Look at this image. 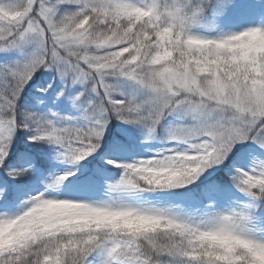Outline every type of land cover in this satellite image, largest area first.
<instances>
[{
    "label": "snow or ice",
    "instance_id": "obj_1",
    "mask_svg": "<svg viewBox=\"0 0 264 264\" xmlns=\"http://www.w3.org/2000/svg\"><path fill=\"white\" fill-rule=\"evenodd\" d=\"M228 2L220 0L222 6ZM66 5L72 10L62 12L61 8ZM133 8H140L150 15L138 18L132 25V31L125 35L117 29V22L123 20L127 23V13ZM204 11L203 2L193 6L189 0L140 3L130 0H23L18 8L0 6V53L20 50L26 44L34 47L24 63L0 65V165L8 155L12 136L18 128L32 133L28 137L30 143L46 141L58 146L66 158L79 161L99 147L109 113L125 124L143 125L149 137L166 115L177 113L181 118L188 117L195 122L189 128L177 127L169 135L170 141L187 146L181 159L195 157L191 163L198 165L191 178L170 187L191 183L209 167L223 164L237 145L252 143L264 151V96L250 94L247 101H241L238 94H234L210 101L206 96L197 97L181 91L164 81L163 73L157 70L159 61L148 50L154 41L159 44L156 36L161 26L171 28L174 39L186 40L191 35L190 26L198 23ZM158 17L167 23L161 25ZM85 20L87 23L78 27ZM89 25L104 29L95 44L86 39L92 30ZM114 30L121 39L120 43L106 39L113 35ZM259 30L264 32V28ZM145 35L151 39L146 40ZM125 49L129 51H123ZM184 56L192 59L189 51H185ZM49 70L55 71L66 83L89 85L87 91L96 99L89 101L85 109L83 119L88 122L87 126L59 127L33 113L23 114L22 122H18L17 100L20 94L38 71ZM111 76L134 82L146 93L145 98L142 101L115 99V90L107 82ZM37 91L43 92L44 89ZM82 95L73 99L74 106ZM175 153L169 151L159 159L122 165L123 175L111 190L143 191L168 187L156 184L162 176L154 177L147 169L170 168L176 159ZM20 174L17 170L8 172L13 178ZM232 181L235 188L252 202L264 201V161L248 171L237 169ZM8 198L7 195L4 197L5 200ZM80 205L90 209L105 207ZM117 210L132 211L124 206ZM153 214L173 223L182 221L165 211ZM227 215L246 228L252 225L253 216L248 207ZM14 217L0 216V220ZM249 238L264 243L257 240L253 232L249 233ZM190 251L175 234L163 238L157 234L136 240L118 230L99 228L86 233L73 251H37L34 246L0 253V264H43L45 255L58 256L60 264H90L89 257L94 254L102 255L103 264H154V261L165 257L171 264H199V261L191 260L187 254Z\"/></svg>",
    "mask_w": 264,
    "mask_h": 264
},
{
    "label": "clouds",
    "instance_id": "obj_2",
    "mask_svg": "<svg viewBox=\"0 0 264 264\" xmlns=\"http://www.w3.org/2000/svg\"><path fill=\"white\" fill-rule=\"evenodd\" d=\"M201 2L205 4V10L211 4V0H189L193 6ZM149 15L140 8H133L127 13V23L123 20L117 22V29L126 35L132 31V25L138 18ZM157 19L161 25L167 23L159 17ZM86 23L87 20L78 27ZM89 28L92 30L86 39L95 44L104 29L92 25ZM259 28H248L234 35L216 38L191 34L186 40H180L173 38L171 28L161 26L156 36L159 44L154 41L148 50L159 61L157 70L163 73L164 81L179 90L197 97L206 96L210 101L234 94H238L241 101H247L250 94L264 96V32ZM106 39L112 43L121 42L116 30ZM145 39L151 37L145 35ZM165 44L167 47H164ZM185 51L191 52L192 59H186ZM175 156L170 168L147 169L154 177L162 176L156 184L170 187L191 178L198 168V165L191 163L195 157L181 159L182 152H176ZM154 189L146 188L143 191ZM104 206L90 209L68 200L33 197L26 210L19 215L0 220V253L34 246L37 251H73L86 233L105 228L118 230L122 235L136 240L157 234L162 238L175 234L191 250L187 253L191 260L199 261V264H264V243L249 238L253 228L237 223L227 213H214L201 221L173 223L170 219L153 214L162 211L136 210L128 206L124 207L132 211H118L121 206ZM43 264H60V259L45 255ZM154 264L171 262L160 259Z\"/></svg>",
    "mask_w": 264,
    "mask_h": 264
},
{
    "label": "trees",
    "instance_id": "obj_3",
    "mask_svg": "<svg viewBox=\"0 0 264 264\" xmlns=\"http://www.w3.org/2000/svg\"><path fill=\"white\" fill-rule=\"evenodd\" d=\"M216 0L206 8L201 18L212 15ZM255 8L238 9L237 18L245 17L242 22L237 20V25L232 22H218L216 29L212 31H193L192 35L206 38H216L225 35L236 34L248 28H264V0ZM132 3L149 2L147 0H132ZM1 6V5H0ZM71 6H64L61 11H71ZM32 51L15 52L0 55V65L14 66L25 62ZM52 71V70H51ZM37 77L31 80L21 98V107L17 109L18 122H22L23 114L33 113L37 117L51 121L53 125L63 127H85L87 121L83 119L85 109L89 101H95L96 97L90 91L88 84L75 85L62 81L55 71L51 74L42 75L36 73ZM107 82L114 88L113 97L117 100L134 98L142 101L146 93L134 82L125 80L118 76L107 78ZM135 84L139 90L133 85ZM44 89L38 92L37 89ZM62 92L63 95H58ZM83 93L77 105H73V99ZM108 123L104 134L99 142V147L89 156L73 161L62 155L58 146L41 141L30 143L29 131L18 128L12 136L8 155L3 164L0 165V207H10L28 200L25 190L32 186H42L44 178L54 171H69L74 182L75 178L83 179L92 175L98 179H120L123 175L125 164H132L140 159V156H148L149 159H159L166 155L170 141L167 142L173 129L184 127L188 122L177 113L166 115L149 137L143 125L125 124L109 113ZM183 144V143H182ZM185 145V144H183ZM264 161V151L255 144H244L243 147L235 149L233 155L226 160L218 169L212 170V174L198 186H192L189 193L202 203L209 202L205 192L221 201L237 206L238 210L245 207L250 208L252 216L257 217L264 214V201L252 202L245 194L237 190L233 184L232 177L237 169L248 171L258 162ZM121 165V167H116ZM11 170H17L21 174L8 175ZM166 190L174 199H182L184 190L175 187L156 188L153 191ZM183 192V193H181ZM9 198L4 199L5 196ZM168 260L169 258H163Z\"/></svg>",
    "mask_w": 264,
    "mask_h": 264
},
{
    "label": "rangeland",
    "instance_id": "obj_4",
    "mask_svg": "<svg viewBox=\"0 0 264 264\" xmlns=\"http://www.w3.org/2000/svg\"><path fill=\"white\" fill-rule=\"evenodd\" d=\"M132 1V0H130ZM149 1V0H147ZM262 1L261 0H229L226 5H221L220 0H216L215 9L212 15L200 18L191 30L193 31H212L216 29L218 22H232L237 25V21L242 22L245 17L236 19L238 9H247L250 7H257ZM23 4V0H0V5L6 8H18ZM237 20V21H235ZM34 47L31 44H26L20 50H13L6 53H0L1 56L11 54L15 52H26L33 51ZM49 71H38L42 75ZM37 77L35 74L31 80ZM28 84L25 86L23 92L20 94L17 100V109L21 107V98L24 92L27 91ZM131 82V81H130ZM75 85H80L79 83ZM137 90L139 88L133 84ZM184 121L188 122L186 128L194 126L195 122L188 117L183 118ZM170 141L169 138L167 142ZM252 144V143H251ZM244 144L237 145L233 149L243 147ZM254 145V144H253ZM187 148L182 143L170 141L167 153L172 152H183ZM233 155V154H231ZM230 155V156H231ZM148 156H140L141 160H147ZM136 163V162H134ZM223 164L218 166L209 167L206 171L196 177L191 183H185L179 186H175L177 189L184 190L187 192L182 194V199H174L170 193L166 190L160 191H120L114 192L111 190V186L115 185L120 179H98L92 175H87L83 179L75 178L74 182L69 180L72 178V174L69 171H54L52 174L44 178L42 186H34L25 190L28 200L17 205L10 207L1 206L0 216L14 217L19 215L22 211L26 210L29 206L30 201L33 197L39 196L42 199H57V200H68L75 203L86 204L90 206L110 205V206H128L136 210H156L165 211L171 216L178 218L179 220H192L201 221L209 218L214 213H229L231 211H239L237 206L232 205L228 202H223L217 198H212V195L205 192L204 195L209 199V202L202 203L196 200V198L189 193L192 186H198L199 183L204 181L212 173V170L218 169ZM181 192V193H183ZM251 227L253 228L254 236L259 241H264V214L253 218ZM90 264H103V257L100 254H94L89 257Z\"/></svg>",
    "mask_w": 264,
    "mask_h": 264
}]
</instances>
